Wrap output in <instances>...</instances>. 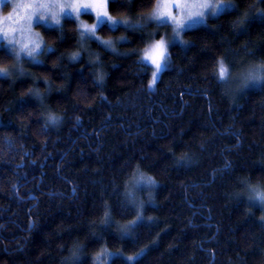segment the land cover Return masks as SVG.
Masks as SVG:
<instances>
[{"label": "trees", "instance_id": "obj_1", "mask_svg": "<svg viewBox=\"0 0 264 264\" xmlns=\"http://www.w3.org/2000/svg\"><path fill=\"white\" fill-rule=\"evenodd\" d=\"M156 1L109 11L132 22ZM225 1L168 47L152 86L143 29L101 24L112 47L82 48L74 19L40 28V62L0 76V264H93L104 249L107 264H264V210L235 195L264 181V83L233 96L218 77L221 61H264V3ZM11 61L0 48V66ZM135 174L155 182L141 211L126 195Z\"/></svg>", "mask_w": 264, "mask_h": 264}, {"label": "snow or ice", "instance_id": "obj_2", "mask_svg": "<svg viewBox=\"0 0 264 264\" xmlns=\"http://www.w3.org/2000/svg\"><path fill=\"white\" fill-rule=\"evenodd\" d=\"M2 2L3 0H0V3ZM224 2L225 0H157L156 6L152 9L149 19L161 22L157 24V27L172 26L173 32L178 37H181L183 29L188 26L190 22L194 23L197 18L206 21L208 16H216L217 11ZM260 2L264 3V0H260ZM109 3L110 0H18L17 3L12 5L11 12L6 16H0V35L4 37L8 44L18 46V50L16 47L12 49L17 62L20 61L21 52L35 60L37 59V53L43 54V52L48 51V48L45 46L42 50L43 39L40 33L33 29L34 19L38 18L40 21H50L57 26H61V17L66 12H70L78 22L79 28L82 30L80 32L82 47L88 42L85 40V34H87L89 38L95 37L96 40L107 47H112L111 41H105L97 35L99 23L106 20L107 23L115 27L119 19L123 22L125 28H127L128 21L122 16L117 17L110 14ZM89 10L95 15V23H83L85 20L81 19L82 11L87 12ZM261 15H264V13H261ZM164 21H167V23H162ZM237 23L243 25L245 20L240 19ZM5 25H7V27H5ZM17 36H19V38H17ZM121 39H126V37H121ZM169 43L170 42L164 37H161L160 39H154L153 42L143 50L142 59L150 62L154 69L152 71V80L149 86L156 83L157 74L160 72L168 55ZM180 43L184 44L186 42L181 39ZM79 55L80 53L76 52L71 56V59L75 60ZM24 74L23 70H21L20 75ZM10 75L11 73L7 67L0 66V76ZM227 76L228 70L224 66L223 61H221L218 77L220 79H225ZM98 79L102 82L104 76L99 75ZM233 79L234 78H229L225 87L230 91H239V86L233 88ZM260 79H264V77L249 72L245 79V86L247 83L251 82V80L259 81ZM142 183L151 185L155 182L150 177H145L143 175L139 177L134 176L126 189V195L131 198L130 202H135V193ZM108 218L109 212L105 211V224L108 223ZM142 218L143 217L138 212L135 220H132L129 225L122 226L123 230L128 231L131 225L137 224ZM103 254L104 250L97 254L96 259L99 260L100 255ZM138 255H142V253ZM70 259H79L76 250H72ZM127 259L130 262H134L136 257H128Z\"/></svg>", "mask_w": 264, "mask_h": 264}, {"label": "rangeland", "instance_id": "obj_3", "mask_svg": "<svg viewBox=\"0 0 264 264\" xmlns=\"http://www.w3.org/2000/svg\"><path fill=\"white\" fill-rule=\"evenodd\" d=\"M18 2V0H3V2L2 3H0V16H6L9 12H11L12 11V5L13 4H15V3H17ZM157 2V1H156ZM156 2H155V4H154V6H153V8L156 6ZM232 7V2H230V1H225L224 3H222L221 4V7H220V9L217 11V14H216V16L218 15V14H220L221 12H223V11H225V10H227V9H230ZM152 8V9H153ZM152 9L149 11V13L145 16V17H143L142 19H140V20H135V21H132V22H128V26L129 27H133V26H135L134 28H139V29H143V32L145 33V35L147 36V37H149L150 38V41L148 42V44L139 52V54H138V57H139V59L142 61V62H144V63H146V64H148V65H150L151 66V68H152V71L154 70L153 69V66L150 64V62H148V61H146V60H143L142 59V56H143V50L146 48V47H148V45L150 44V43H152L153 42V40L154 39H160L161 37H164L167 41H169L170 43H169V46L171 45V44H174V43H178V44H181L180 43V41H181V39L183 40V32L185 31V30H187V29H190V28H194V27H197V26H201V25H204L205 23H206V21L205 20H202V19H199V18H197L196 19V21L194 22V23H191L190 22V24L188 25V26H186L184 29H183V31H182V35H181V37L180 38H178V40L176 41V42H173V30H172V26H168V27H163V26H161V27H157V24L158 23H161V22H157V21H154V20H152V19H149V16L151 15V13H152ZM91 14L92 15V17H93V20L91 21V22H89V21H87V20H85L83 17H82V14ZM211 17H215V16H208V18H211ZM67 18H71V19H74L75 20V18L71 15V13L70 12H66L62 17H61V22L64 20V19H67ZM207 18V19H208ZM81 19H83V20H85L86 22H88V23H95L96 22V19H95V15L93 14V13H91V11L89 10V11H87V12H83L82 11V13H81ZM76 21V20H75ZM77 22V21H76ZM122 21H120L119 19H118V22H117V25L116 26H118V25H120V24H122V25H124L123 24V22L121 23ZM162 23H167V21H164V22H162ZM77 24H78V22H77ZM101 24H107L108 26H110V27H113L112 25H110L109 23H107V21L106 20H104V21H102L101 23H99V26L101 25ZM55 26H57V25H55V24H53V23H51L50 21H40L38 18H36V19H34V21H33V29H34V31H37V32H39L40 33V36H41V32H40V28L41 27H43V28H50V27H55ZM98 26V27H99ZM115 26V27H116ZM5 27H7V25H5ZM78 27H79V25H78ZM80 29V28H79ZM82 30L80 29V32H81ZM97 35H98V33H97ZM99 36V35H98ZM42 37V36H41ZM17 38H19V36H17ZM92 39H96L95 37H91ZM91 38H89L88 36H87V34H85V40L87 41V39H91ZM43 39V38H42ZM120 41H122V40H120ZM184 41V40H183ZM46 45H45V43H44V40H43V44H42V50H43V48L45 47ZM168 46V47H169ZM14 47H16L17 48V50H18V46L17 45H13V44H8L7 43V41L4 39V37L2 36V35H0V48H3V49H5L8 53H10L11 54V56H12V61H11V64L9 65V66H7V68H8V70H9V72L11 73V75L10 76H8V77H16V76H19L20 75V72H21V70H23V72L25 73V71L27 70V68H26V64H28V63H37V62H40V57H41V54L40 53H37V59H35V60H33L32 58H30V57H28V56H26L23 52H21L20 53V61L19 62H17L16 61V59H15V55H14V53H13V51H12V49L14 48ZM82 48H84V47H82ZM167 61H168V55H167V58H166V61H165V63L162 65V67H161V69H160V72L157 74V79H158V77H159V75H160V73H161V71L166 67V65H167ZM6 67V66H5ZM250 67V66H249ZM249 67H246V68H242V69H240L239 71H237V72H231V71H229L228 69V76L225 78V79H222L223 81H225L224 82V84L226 85V83L228 82V79L229 78H234L233 80H232V83L235 81V80H237L239 77H240V75L242 74V73H244ZM156 79V80H157ZM152 80V72H151V79H150V81ZM261 83H259V84H252L250 87H248L247 89H245V90H243V91H230V90H228V92L230 93V94H232L233 96H237L238 94H240V93H242V92H244V91H246V90H248V89H250V88H253V87H256V86H258V85H260ZM135 177H139V176H141V174H135L134 175ZM133 176V177H134ZM133 180V178L131 179V181ZM130 184V183H129ZM153 189V184H151V185H149V184H147V183H142L141 184V186H140V188L136 191V193H135V195H136V199H135V201L138 203L139 201H140V199L142 200V197L143 196H145V197H149V195H150V191ZM128 197V196H127ZM128 199H129V201H130V199L131 198H129L128 197ZM135 207H136V203H133V202H131ZM263 210H264V208H263ZM99 253H101V252H99ZM116 253L115 252H112V251H107V254H103V255H100V259H99V261H98V264H107L108 262V260L113 256V255H115ZM96 257H97V254L95 255V257H94V260H93V264H97V259H96Z\"/></svg>", "mask_w": 264, "mask_h": 264}, {"label": "clouds", "instance_id": "obj_4", "mask_svg": "<svg viewBox=\"0 0 264 264\" xmlns=\"http://www.w3.org/2000/svg\"><path fill=\"white\" fill-rule=\"evenodd\" d=\"M83 23H88L86 21H83ZM91 24V23H88ZM173 42H176L178 40V37L174 32H173ZM105 41H111V38L109 37L108 39H103ZM112 42V41H111ZM249 72H253L261 77H264V61H257L255 64L251 65L244 73L240 75V77L233 82V88H236L239 86V91H243L250 87L252 84H259V83H264V79H260L259 81L257 80H251V82L247 83L245 86V79L248 76ZM46 120L49 125H57L60 121V117L54 114H49L46 117ZM243 186V191L238 192L235 195L237 197L243 196L246 198L250 203L255 204L261 208H264V181H257V182H251L248 180H245L242 182ZM136 203V208L138 211H141L144 207L143 202H133ZM107 249H104V254H107ZM77 252V251H76ZM77 255L79 256L78 252ZM100 259V258H99ZM71 260V259H70ZM97 260V264H98Z\"/></svg>", "mask_w": 264, "mask_h": 264}]
</instances>
